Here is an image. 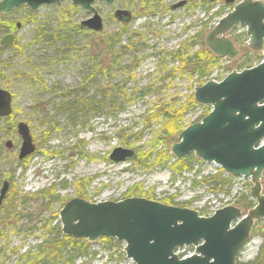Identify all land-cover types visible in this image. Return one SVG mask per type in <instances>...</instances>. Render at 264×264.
<instances>
[{"label":"rangeland","instance_id":"374dc122","mask_svg":"<svg viewBox=\"0 0 264 264\" xmlns=\"http://www.w3.org/2000/svg\"><path fill=\"white\" fill-rule=\"evenodd\" d=\"M181 1L188 4L172 11ZM243 1L115 0L109 5L98 0L93 8L103 31L97 34L81 27L94 15L70 1L36 10L22 5L0 16V44L5 36L14 35L12 47L0 46V88L13 98V115L0 119V189L4 182L10 184L0 208V264H24L26 253L34 259L36 246L54 238L50 230L59 227L61 232L60 212L75 197L91 203L143 198L204 218L227 207L239 208L245 217L255 207L251 179L233 178L230 187L215 194L202 179L216 175L220 170L216 165L192 155V171L175 180L169 168L176 161L171 147L180 142V134L210 113L200 105L177 117L195 89L263 60L262 51L249 48L250 37L242 25L225 35L238 51L235 59L216 57L205 45L207 35ZM119 9L133 14L124 30L114 17ZM121 33L117 43L114 37ZM99 41L111 45L108 56L117 61L107 70L99 67L104 55ZM123 47L128 48L122 51ZM200 50L217 59L209 77L197 81L192 66L183 62ZM178 51L183 61L168 55ZM107 94L115 106H109ZM83 97L102 105L69 107V102ZM153 110L170 117H151ZM19 122L29 127L37 147L24 161H18ZM8 141L13 142L11 150L5 147ZM117 148L134 151L136 158L113 162L110 155ZM159 151L171 158L168 166L156 162ZM80 181L85 183L78 195ZM260 183L264 195V174ZM49 188L44 200L37 198ZM251 234L237 264L253 263L259 256L264 264V219L255 222ZM87 244L91 256L75 264H134L123 242L101 238ZM194 252L190 247L179 253L187 258Z\"/></svg>","mask_w":264,"mask_h":264},{"label":"water","instance_id":"95a60500","mask_svg":"<svg viewBox=\"0 0 264 264\" xmlns=\"http://www.w3.org/2000/svg\"><path fill=\"white\" fill-rule=\"evenodd\" d=\"M64 1L94 15L83 22V27L96 33L103 31L102 19L93 8L98 0H3L0 15L22 5L36 10L41 6H59ZM101 1L111 5L115 0ZM223 1L235 4V0ZM114 17L125 24L131 21L132 15L119 9ZM238 25L247 28L249 48L262 51L264 59V3L259 1L245 0L237 4L206 37L205 45L217 57L235 59L238 51L225 35ZM13 41L14 35H7L1 47L10 48ZM194 98L197 103L211 107V112L180 134V142L172 145L171 153L176 160L193 154L198 160L217 165L229 176L251 179L255 207L245 217L239 208L227 207L204 218L189 209L143 198L101 203L73 198L60 212L64 236L89 243L101 238L123 242L127 258L134 264H237L255 222L264 219L260 183L264 174V144L256 148L264 140V61L254 68L232 72L220 83L207 82L195 89ZM12 114V95L0 88V118L6 119ZM17 133L22 141L18 160L23 161L35 153L36 145L24 122L17 124ZM5 147L13 149V142H6ZM135 158L134 151L123 148L115 149L110 155L115 163ZM8 188L9 184L4 183L0 207ZM184 246L195 247L196 254L179 259L175 251Z\"/></svg>","mask_w":264,"mask_h":264},{"label":"trees","instance_id":"16d2710c","mask_svg":"<svg viewBox=\"0 0 264 264\" xmlns=\"http://www.w3.org/2000/svg\"><path fill=\"white\" fill-rule=\"evenodd\" d=\"M125 28L126 26L122 25L121 29L124 30ZM121 35L122 33L114 37L117 43H119V40H120L119 38L121 37ZM98 45H100L103 48L101 52L104 53L99 67H101V69L107 70L108 69L107 66L117 65L116 59L115 58L112 59L111 57L108 56V54L110 53L109 50L111 49V45L110 47H106L104 46V43L102 41H99ZM127 48L128 47H123L122 51H126ZM168 55L178 61H183L184 59V57L179 53V51L176 53H169ZM216 59L217 58L213 57L209 52H204L200 50L199 52L193 53L191 56L186 58L183 64L192 66L193 75L198 77L197 78V81H198L199 79H204L206 77H209V75L211 74V69L213 68L212 66L215 64ZM246 66L247 64H244L240 66V69L242 70ZM249 67L250 66H247L246 68H249ZM198 83H201V81ZM105 99L109 101V106L116 105V103L111 100V96H108V94L105 97ZM74 103H75V106L80 105L84 108L88 107L90 109L94 106V104L102 105V102L97 103L93 98H84V97L77 101L69 102L68 104L69 107L73 108ZM199 106L200 105L194 100V97L190 96L187 102L183 104V106H181V111L178 112L177 117H181L183 116V113L185 114L186 112H190ZM120 110L122 109H118V112H120ZM148 112H150V110H148ZM151 117L169 118L170 115L169 114H161V115L159 114L158 115V113H154V110H153ZM73 125H75V123H73ZM124 145H126V143ZM151 154H149L148 160L151 159V156H150ZM155 158H156L157 163H160V164L164 163L163 166L165 165L168 166V164L171 161V158L165 159V153H163L162 151L157 152ZM172 161L173 163H171L169 168L170 169L172 168L171 170L173 172L174 180L177 178H181L182 176H184V174L190 173L195 163L194 159L191 156L182 158L176 161H174L173 159ZM223 175H224V172L222 170H218L216 175L208 176L207 178H203L202 180H203V183L208 185V187L211 189L213 193L217 194L223 188H228L231 186L232 178L228 176L226 177ZM84 183H85L84 181H80V183L77 185L76 191L78 195L83 194L81 192H82V186ZM50 190H52V188H49L47 189V191L37 194L38 195L37 198L44 200V197L48 196ZM28 199L29 198L25 199L26 203L28 202ZM240 205L244 207L245 209H250L249 204H243L241 202ZM45 211L46 209L42 210L41 212H38L35 215L36 219H39L40 216ZM40 222L44 225L43 226L44 229L47 230L48 227L45 226L43 218H41ZM50 233L55 235L54 238H48L36 246V257L34 259L30 256V253H26L25 255H28V256H26L25 262L27 261L28 263L24 262V264H62V263L63 264H75L77 260L87 259L88 257L91 256L89 254L87 240H84V239L77 240V239L65 237L61 234L59 227L53 228L52 230H50ZM248 264H261L260 256L253 263H248Z\"/></svg>","mask_w":264,"mask_h":264},{"label":"flooded vegetation","instance_id":"af4514ba","mask_svg":"<svg viewBox=\"0 0 264 264\" xmlns=\"http://www.w3.org/2000/svg\"><path fill=\"white\" fill-rule=\"evenodd\" d=\"M205 1H207L208 3L210 2V3H213V2H211L210 0H205ZM215 1H217V0H215ZM161 4H162V2H161ZM179 4H182L181 6H179V7H177V8H175V9H173L175 6H177V5H179ZM188 4V2H186V1H181V2H178L177 4H175V5H173L172 7H171V10L172 11H175V10H177V9H180V8H183L184 6H186ZM163 6V5H162ZM117 11V10H116ZM115 11V12H116ZM125 11H127V12H129V13H131V15H132V18H131V21L129 22V23H125V24H123V23H120L119 21V23L121 24V25H124V26H129V24L133 21V14H132V12L131 11H129V10H127V9H125ZM115 14V13H114ZM1 16V15H0ZM82 28H84L83 26H81ZM11 35V34H10ZM13 35V34H12ZM208 36V35H207ZM6 37V36H5ZM4 37V38H5ZM3 38V39H4ZM3 39H2V41H3ZM2 41H1V43H2ZM0 46H1V44H0ZM36 150H37V147H36ZM19 161V160H18ZM4 183H6V182H4ZM4 183H3V185H4ZM8 184H9V182H7ZM3 185H2V187H3ZM9 188H10V184H9ZM9 188H8V192H9ZM2 189V188H1ZM1 189H0V191H1Z\"/></svg>","mask_w":264,"mask_h":264},{"label":"bare ground","instance_id":"6f19581e","mask_svg":"<svg viewBox=\"0 0 264 264\" xmlns=\"http://www.w3.org/2000/svg\"><path fill=\"white\" fill-rule=\"evenodd\" d=\"M25 205L27 204V203H24Z\"/></svg>","mask_w":264,"mask_h":264}]
</instances>
